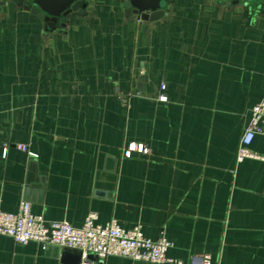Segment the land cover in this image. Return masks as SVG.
<instances>
[{
  "label": "crops",
  "instance_id": "obj_1",
  "mask_svg": "<svg viewBox=\"0 0 264 264\" xmlns=\"http://www.w3.org/2000/svg\"><path fill=\"white\" fill-rule=\"evenodd\" d=\"M123 3L90 0L50 29L0 0V208L27 200L48 221L141 224L185 264H264V135L238 159L264 98V1L167 0L154 21ZM81 257L0 235V264Z\"/></svg>",
  "mask_w": 264,
  "mask_h": 264
},
{
  "label": "built area",
  "instance_id": "obj_2",
  "mask_svg": "<svg viewBox=\"0 0 264 264\" xmlns=\"http://www.w3.org/2000/svg\"><path fill=\"white\" fill-rule=\"evenodd\" d=\"M162 89L165 85L162 84ZM160 100L166 101L167 96L160 95ZM264 135V98L251 108L250 123L241 138L238 159L255 157L257 154L249 149L256 135ZM16 146L31 156L27 144ZM8 144H4L6 153ZM137 151L148 152L143 144H138ZM132 151L126 150L125 155L131 156ZM0 235L9 236L19 244L36 241L43 246L77 248L82 251L79 264H96L89 258L90 253H96L100 260L110 255L121 256L133 260L153 262L157 264H185L181 259L168 255L173 245L165 232L156 238L145 235L141 224L131 228L123 227L115 218L101 223L96 213H90L81 226H74L68 220H46L43 215L32 211L31 202L21 200L16 211L0 208ZM189 264H203L200 256H193Z\"/></svg>",
  "mask_w": 264,
  "mask_h": 264
},
{
  "label": "water",
  "instance_id": "obj_3",
  "mask_svg": "<svg viewBox=\"0 0 264 264\" xmlns=\"http://www.w3.org/2000/svg\"><path fill=\"white\" fill-rule=\"evenodd\" d=\"M23 5L25 10L39 16L46 23L48 28L58 26L65 27L68 16L75 12L80 16L87 14V7L90 0H14ZM167 0H124L126 14H135L143 20L154 21L161 18L164 13V6ZM238 1V0H235ZM261 2L264 0H249ZM66 253L74 252L76 256H82V251L77 248L63 247ZM89 258L100 261L96 253H90ZM81 261V260H80ZM77 262V264L80 263Z\"/></svg>",
  "mask_w": 264,
  "mask_h": 264
}]
</instances>
